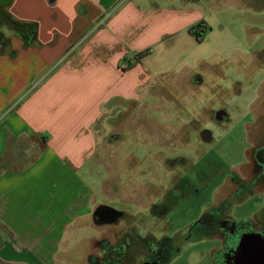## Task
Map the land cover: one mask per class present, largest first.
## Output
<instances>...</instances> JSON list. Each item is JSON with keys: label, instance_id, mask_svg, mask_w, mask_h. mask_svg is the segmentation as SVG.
Instances as JSON below:
<instances>
[{"label": "rangeland", "instance_id": "obj_1", "mask_svg": "<svg viewBox=\"0 0 264 264\" xmlns=\"http://www.w3.org/2000/svg\"><path fill=\"white\" fill-rule=\"evenodd\" d=\"M154 2L159 7L168 2L170 7L180 6L179 0H143V8H149ZM195 3L201 13L198 22L206 24L196 22L190 27L192 32L202 30L199 40L184 30L176 34L163 32L157 42H152L138 31L125 34L114 28L107 29L112 41L125 39L130 44L137 37L138 48L125 58L132 65L125 67L132 69L134 63L141 64L143 73L137 72V79L143 81L147 70L151 79L146 88L156 86L158 95L148 93L130 99L112 96L101 108L102 112L111 108L106 119H100L105 127L98 120L88 129L83 125L86 114L79 113L77 129L66 131V138L79 140L77 149L81 153L72 160L74 170L71 173L62 170L56 180L49 175L53 165L50 168L48 164V170L42 172L48 190L46 199L52 197V190L53 195L57 193V201L62 198L67 203L70 199L64 191L71 185L77 188L79 184L88 191L94 208L104 205L139 217L133 229L142 236L169 237L174 252L165 264H222L226 251L236 246L241 234L253 230L264 236V192L257 186L253 189L258 191L243 200L231 201L218 216L222 220L227 213L238 222L229 236L223 237L218 226L213 227L208 236H197L189 231L205 211L213 209L220 199L231 193L232 182L238 179L248 182L251 166L250 162L245 163V154L249 140L252 145L264 142V51H261L264 2L253 0V9L244 6L239 11L231 0H197ZM117 4L111 7L110 14L116 13ZM134 55L136 60L132 59ZM88 58L90 63L84 61L81 73L64 68L65 71L57 72L49 81L48 78L42 80V84L47 82L41 84V88L38 87L40 77L30 82V87L36 91L31 101L32 122L45 125L54 120L48 113L57 105L58 97L53 94L61 82L73 88L77 95L73 98L79 105L83 104L80 101L86 100L89 87L94 88L97 83L96 76L86 77L87 71L93 72L92 65L98 64L102 55L90 53ZM121 63L119 69L124 67ZM134 69L141 70L140 67ZM60 75L66 76V81H62L64 78ZM192 75L201 76L203 81L195 84L192 77L185 81ZM60 88L66 90L65 86ZM8 95L6 89L0 88V101ZM45 107H48L47 113ZM218 111L225 114L221 120L213 117ZM96 128L103 130L106 136L102 137V145H94L92 153L87 134L88 131L95 133ZM203 130L210 132L208 141L202 140ZM94 135L96 138L97 132ZM53 136L55 138V130ZM51 142L54 143V139ZM144 182L152 188L146 193L147 200L142 199L139 192ZM52 183L57 184V189L50 187ZM168 186L174 198L168 201L166 213L154 220L146 211L147 203L162 202L163 190ZM88 220L77 228H68L54 254L28 259L34 264H42V261L88 264V253L94 256L93 260L103 257L105 252L98 245L102 238H107L110 244H120L123 223L119 219L118 224L94 225ZM113 251L116 249L108 248L106 254ZM117 254L118 263L138 264L146 252L136 243L126 256L119 258Z\"/></svg>", "mask_w": 264, "mask_h": 264}, {"label": "crops", "instance_id": "obj_2", "mask_svg": "<svg viewBox=\"0 0 264 264\" xmlns=\"http://www.w3.org/2000/svg\"><path fill=\"white\" fill-rule=\"evenodd\" d=\"M196 1L179 0V8L170 7L169 2L159 7L154 2L144 9L143 0H0V17L5 19L0 32L6 39L0 47V88L6 89L7 94L9 92L7 98L0 101V264H34L28 258L54 254L68 228H77L84 221L89 222L88 219L92 225L95 224L92 216L94 207L88 191L79 184L77 188L71 185L64 191L70 199L67 203L62 198L57 201V193L53 195L52 190V197L46 199L48 190L45 179H42L43 170L47 171L51 165L49 175L54 178L62 170L65 173L74 170L72 160L81 153L77 149L79 140L75 142L66 138V131L77 129L80 123L78 114H86L83 125L90 129L98 120L106 119L111 108L103 112L101 108L112 96L130 99L141 94L158 95L156 86L146 88L151 79L147 70L143 81L137 79L136 73H143L141 64L134 63L132 69L125 67L132 65L125 58L131 50L138 48L137 37L130 44L125 39L112 41L107 29L114 28L116 32L125 34L138 31L152 42H157L158 35L163 32L176 34L184 30L193 36L196 30L193 34L190 27L196 22L206 26L204 21L198 22L201 13ZM231 3L233 6V0ZM115 4L116 13L113 16L110 9ZM197 32L200 34L202 30ZM90 53L101 54L102 59L92 65L93 72L87 71L86 77L91 79L96 76L97 83L94 88L89 87L86 100L80 101L83 104L79 105L74 99L77 96L75 90L61 82L60 87L65 86L66 90L57 88L53 96L60 100L57 98L56 107L48 113L54 120L45 125L32 122L34 107L31 101L36 91L30 87V82L40 77L38 87L41 88L42 80L48 78L49 81L57 72L71 70L75 74L81 73L84 61L85 64L90 63ZM252 56L255 54L252 53ZM132 59L136 60V56ZM121 61L124 67L119 69ZM60 77L66 81V76ZM191 77L195 84L203 81L199 75H192L185 81ZM45 108L47 113L48 107ZM103 120H100L102 126ZM95 133L88 131L87 134L92 153L96 143L102 145L105 135L97 128ZM249 152L248 149L245 163L250 162L251 165ZM250 175L247 177L251 178ZM232 183L231 193L213 208L222 202L243 200L251 192L258 191L241 190L237 182ZM53 186L57 189L56 183L50 187ZM224 216L232 224L233 219L227 213ZM136 224L138 222L133 225ZM133 225L130 228L133 229ZM88 256L90 253L87 254V262ZM42 264L46 263L42 261Z\"/></svg>", "mask_w": 264, "mask_h": 264}, {"label": "flooded vegetation", "instance_id": "obj_3", "mask_svg": "<svg viewBox=\"0 0 264 264\" xmlns=\"http://www.w3.org/2000/svg\"><path fill=\"white\" fill-rule=\"evenodd\" d=\"M264 2V0H258ZM253 0H233V7L236 11H239L241 7H244L245 9H253ZM5 21L4 17H0V26L2 22ZM6 43L5 37L0 32V47L3 46ZM264 45V43H263ZM261 51H264V46L261 48ZM214 112V111H213ZM220 119L224 118L225 114L222 111H218ZM218 112H215L216 114ZM216 114L213 116L216 117ZM224 114V116H223ZM110 139V137L108 138ZM210 139V138H209ZM111 142V140H109ZM250 145V155H251V178L248 180V182L238 181L237 182L238 188L241 190L243 189H250L252 190L257 187H262L264 191V142L261 143H255L254 145ZM234 173H230V179L233 180ZM144 185V186H143ZM140 187V193H142L141 198L146 199L148 195L146 193H149V191H152V188L148 185V183L144 182ZM173 186V185H172ZM187 186V185H186ZM171 188L168 186L166 189L163 190L162 193V202H152L147 203L146 211L149 213L154 220L155 218L159 216H163L166 213V205L168 204V201L172 200L174 196L170 193ZM107 207L104 205H98L93 210V220L94 223L102 224V223H114L118 224L119 222H123L122 227V234L119 238L121 240L119 245L122 247L123 256L127 255L128 250L133 247L136 243L140 244V246H143V249L146 252V255H144V258L141 259V261L138 264H165L168 261V256L171 255L174 251L172 250V241L169 237L163 236L162 238H152L149 236V234H145L144 236L140 235L138 232H136L134 229L130 228L135 222H138V219H140L137 216L128 214L126 212H122L121 216L118 218H113L111 220H108L105 217V211ZM221 217H217V220L215 222V226H218V230L222 232L223 237L229 236V234L232 232L233 225L229 223L226 219L219 220ZM116 222V223H115ZM219 223V224H218ZM189 231H193L194 234L196 231L192 230L191 228ZM189 236L191 235L188 234ZM152 238V239H149ZM102 240H107V238H102ZM122 242V244H121ZM111 243V242H109ZM115 244V243H114ZM113 244V245H114ZM117 244V243H116ZM235 247V246H234ZM234 247L229 248L225 255L224 260L222 264H232L233 259L230 257V252L233 250ZM229 259V260H228ZM228 260V261H227Z\"/></svg>", "mask_w": 264, "mask_h": 264}, {"label": "water", "instance_id": "obj_4", "mask_svg": "<svg viewBox=\"0 0 264 264\" xmlns=\"http://www.w3.org/2000/svg\"><path fill=\"white\" fill-rule=\"evenodd\" d=\"M219 113L216 114L217 119H220ZM201 136L202 140L208 141L210 132L203 130ZM121 214V211L112 207H107L105 211V217L108 220L118 218ZM229 254L233 259L232 264H264V236L254 231L244 232L239 236L236 246Z\"/></svg>", "mask_w": 264, "mask_h": 264}, {"label": "trees", "instance_id": "obj_5", "mask_svg": "<svg viewBox=\"0 0 264 264\" xmlns=\"http://www.w3.org/2000/svg\"><path fill=\"white\" fill-rule=\"evenodd\" d=\"M196 38H199L200 34L198 32L195 33ZM230 204V202L226 201V202H222L221 204H219L217 207L208 210L206 212H204L201 217L196 220L193 225L192 228L194 231H196V235H205L208 236L211 231V229H213V227H215V222L217 220V217L220 215V213H223V210L225 211L228 207L227 205ZM238 222L233 221L232 224L233 225H237ZM98 245L101 249V251L104 253L103 257L101 259L98 258H94V260L92 259L94 256L90 255L88 256V262L89 264H121V261L118 263V261L115 259V255L118 252L119 254H117V256L119 255L123 257V251H122V247L121 245H117V244H110L108 241L106 240H100L98 242ZM106 245V246H105ZM106 247V248H104ZM110 248L111 250L116 249V251H113V253H109L106 254V250ZM122 251V252H121ZM121 254V255H120ZM173 255V253L171 254ZM171 255L168 256V260L171 258ZM99 260V261H97Z\"/></svg>", "mask_w": 264, "mask_h": 264}]
</instances>
